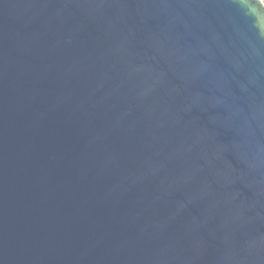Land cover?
<instances>
[{
	"label": "water",
	"instance_id": "water-1",
	"mask_svg": "<svg viewBox=\"0 0 264 264\" xmlns=\"http://www.w3.org/2000/svg\"><path fill=\"white\" fill-rule=\"evenodd\" d=\"M0 264H264V1L0 0Z\"/></svg>",
	"mask_w": 264,
	"mask_h": 264
},
{
	"label": "rangeland",
	"instance_id": "rangeland-1",
	"mask_svg": "<svg viewBox=\"0 0 264 264\" xmlns=\"http://www.w3.org/2000/svg\"><path fill=\"white\" fill-rule=\"evenodd\" d=\"M264 1V0H263Z\"/></svg>",
	"mask_w": 264,
	"mask_h": 264
}]
</instances>
